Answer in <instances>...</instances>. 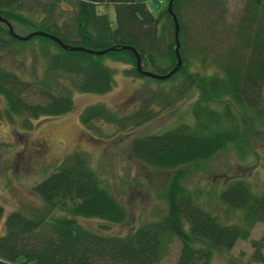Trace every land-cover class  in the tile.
Instances as JSON below:
<instances>
[{
	"label": "trees",
	"instance_id": "trees-1",
	"mask_svg": "<svg viewBox=\"0 0 264 264\" xmlns=\"http://www.w3.org/2000/svg\"><path fill=\"white\" fill-rule=\"evenodd\" d=\"M56 3L57 0L47 2V14ZM99 3H113L114 23L106 12L98 11ZM23 4L24 0H0V14L11 24L12 19L33 22L34 28L54 32L66 42L72 39L74 44L92 48L131 44L138 50L142 66L147 61L163 62L159 72L167 71L176 61L173 19L166 9L167 0L157 13L144 0H74V13L63 23L44 18L35 21L22 11ZM196 8L193 0H172L179 22L182 62L167 76L180 77L172 87L179 85V94L197 88L198 100L191 106L193 122L140 133L129 143L130 153L142 163L170 170L161 190L166 209L123 233L82 225L77 215L121 222L127 208L89 165L87 153L73 149L32 186L44 202L42 209L26 213L12 208L6 213L0 234V264H157L173 237L179 239L180 245L172 264H212L214 248L229 249L237 238L249 235L255 221L264 226V192L253 190L242 176L227 179L218 191L224 203L241 210L240 221H222L199 201V189L183 181V164L209 157L226 144L242 150L251 121L240 124L235 111H244L252 122L264 120V0H245L239 16L225 32L224 28L212 27L218 15L212 16L213 20L202 18L198 24L192 18L188 29L182 11L197 12ZM33 37H37L46 71L70 75L78 90L103 92L111 87L113 69L103 61L105 55L132 63L124 71L142 75L130 48L95 53L62 47L43 34L27 39ZM16 39L20 38L10 34L0 20V49H8ZM0 96L5 103L0 116L20 117V125L26 128L33 117L60 114L73 106L70 89L54 90L45 77L25 78L1 64ZM211 100L221 104L211 106ZM153 111L139 106L119 114L103 103H92L82 109L79 117L86 123L103 118L124 126V119L131 118L138 124L151 117ZM55 210L60 213L53 214ZM2 211L0 204V215ZM250 241L251 259L264 262V234ZM226 264L240 263L230 259Z\"/></svg>",
	"mask_w": 264,
	"mask_h": 264
},
{
	"label": "rangeland",
	"instance_id": "rangeland-1",
	"mask_svg": "<svg viewBox=\"0 0 264 264\" xmlns=\"http://www.w3.org/2000/svg\"><path fill=\"white\" fill-rule=\"evenodd\" d=\"M49 0H24L22 10L27 16L54 20L63 23L74 13V0H57L47 14ZM153 13L161 9L166 0H144ZM245 0H197L193 3L197 12L182 11L187 28L189 20L198 24L201 19H211L218 15L212 27L220 30L229 27L239 16ZM98 11L106 12L112 23L115 21L113 3L97 4ZM184 12V13H183ZM197 14L195 17L193 14ZM15 32L24 34L34 29L33 22L12 19ZM211 27V28H212ZM69 39L67 42H70ZM37 37L16 39L8 49H0V64L13 69L25 78L45 77L54 90L70 89L73 106L66 112L54 115H39L31 118L29 127L20 125V117L7 119L0 116V234L3 220L12 208L32 213L43 208V200L32 186L50 172L68 151L82 149L87 153L88 163L98 173L101 180L116 194L127 208V216L121 222L103 221L95 216L77 215L76 220L84 226L102 229L111 233H123L142 221L158 217L165 209L166 202L161 195L162 183L170 170L142 163L129 150L130 139L140 133L160 132L179 122H193L192 103L198 100L197 88L187 89L184 93L172 87L180 77L157 78L145 74L135 75L125 68L132 63L112 59L108 55L103 61L113 69V82L103 92L78 90L75 82L64 72L48 73L45 59L38 47ZM71 43V42H70ZM209 58L206 57V62ZM147 61V70L158 71L160 64ZM196 67V66H194ZM179 75V74H178ZM92 103H103L119 114L146 106L154 111L151 117L141 119L138 124L126 118L124 126L103 118H93L89 122L80 120V112ZM0 96V108L4 107ZM221 102L209 101V105L219 106ZM240 124L251 121L247 128L249 136L244 137L242 150L233 144H226L209 157L183 164V181L190 188H198V199L202 205L215 213L222 221H240L241 210L224 203L218 191L231 177L242 176L251 188L264 192V120H252L244 111H235ZM58 210L53 214H59ZM264 234L261 221H255L245 238H237L227 249L214 248L212 264H226L233 259L240 264H264L251 259L253 249L251 238ZM179 239L173 237L167 251L157 264H172L179 250ZM264 249V246H263Z\"/></svg>",
	"mask_w": 264,
	"mask_h": 264
},
{
	"label": "water",
	"instance_id": "water-1",
	"mask_svg": "<svg viewBox=\"0 0 264 264\" xmlns=\"http://www.w3.org/2000/svg\"><path fill=\"white\" fill-rule=\"evenodd\" d=\"M166 9L171 14L172 19H173V33H174V42H175L174 53L176 56V61L173 63V65L167 71H163V72L151 71V70L145 69L141 65V58H140V54H139L138 50L136 49L135 46H133L131 44L123 43L120 46L115 45V44H111V45H108L106 47L92 48V47L81 45V44H74V43L66 42L58 34L51 32V31H47V30L42 29V28H34V29L24 33V34H19V33L15 32V30L13 29V26H12V24L8 18H6L2 14H0V20L5 22L10 34H12L18 38H21V39H27L28 37H30L31 35H34V34H43V35L49 36L50 38L54 39L62 47H69V48H73V49H83V50H86L89 52H95V53H103V52L107 51L108 49H112V48H116V47L130 48L135 54V67L139 72H141L142 74L148 75V76H152V77L164 78V77L169 76L176 69H178L181 62H182L181 55L179 52V39H178L179 22H178V18L176 16L174 10L172 9V0H167Z\"/></svg>",
	"mask_w": 264,
	"mask_h": 264
}]
</instances>
